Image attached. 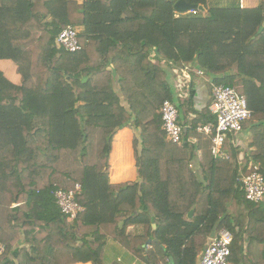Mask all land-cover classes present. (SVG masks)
Returning <instances> with one entry per match:
<instances>
[{
  "label": "trees",
  "instance_id": "trees-1",
  "mask_svg": "<svg viewBox=\"0 0 264 264\" xmlns=\"http://www.w3.org/2000/svg\"><path fill=\"white\" fill-rule=\"evenodd\" d=\"M175 1L0 0V59L19 75L0 70V264H196L222 228L232 264H264V201L245 198L237 159L214 158L195 120L168 141L159 115L165 99L182 101L168 69L195 66L234 88L261 115L252 154L264 177V0H183L205 8L186 13ZM67 25L80 28L78 51L55 44ZM196 117L214 125L209 105ZM123 127L135 130L139 182L109 180ZM193 138L209 148L201 176ZM76 184L82 210L67 221L55 192Z\"/></svg>",
  "mask_w": 264,
  "mask_h": 264
},
{
  "label": "built area",
  "instance_id": "built-area-1",
  "mask_svg": "<svg viewBox=\"0 0 264 264\" xmlns=\"http://www.w3.org/2000/svg\"><path fill=\"white\" fill-rule=\"evenodd\" d=\"M189 12L195 11L191 10ZM78 33L77 28L67 25L56 36V46L69 52L80 50ZM197 72L203 74L200 69ZM188 87L189 76L185 75L175 82L179 97L188 95ZM184 88L185 91H183ZM211 95L209 110L214 116V125H201L197 127V130L211 136V153L214 158H228L229 154L224 149L225 141L230 133L242 129L243 123L250 117V110L247 107L245 98L230 86L212 83ZM159 115L162 128L166 133V139L172 143H181L184 129L178 120L177 105L173 101L165 99L159 108ZM241 182L245 198L248 201H264V177L258 163L250 164L247 172L241 173ZM79 190L80 184H76L74 189H58L55 192L56 202L67 221H74L82 210V206L76 200ZM210 238V243L205 246L196 264H232L230 261L232 233L228 229L222 228Z\"/></svg>",
  "mask_w": 264,
  "mask_h": 264
},
{
  "label": "crops",
  "instance_id": "crops-1",
  "mask_svg": "<svg viewBox=\"0 0 264 264\" xmlns=\"http://www.w3.org/2000/svg\"><path fill=\"white\" fill-rule=\"evenodd\" d=\"M71 1H74L77 4H81L83 2V0H71ZM237 1L239 2L240 6L243 8L256 7L259 3L258 0H241V1L237 0ZM210 2L213 4L217 3L218 5L225 4L224 0H210ZM75 28H77L78 31H80V28L78 27ZM175 69L176 68L168 69V79L174 88L175 95L178 96L177 89L175 88V82L183 78L185 75L189 76V87L187 88L188 95L182 97L178 96V98L182 99V101L180 100V102L179 101L176 102L179 105L177 106L179 112V117H178L179 123L183 126V129L186 131V127H189L194 120H195L194 122L198 123L197 127L201 126V123L198 121L196 115H200L202 110L210 104L212 98L211 95L212 83L210 78H208L206 75L199 74L197 72L198 68H196L195 66L194 67L191 66L188 68H179L177 70ZM0 70L13 83H17L19 81V75L16 72V66L11 60L0 59ZM172 70L177 72L176 76L175 74L173 75ZM114 90L117 94H119V96H121L118 83L116 81L114 82ZM183 91H185V88L183 89ZM182 93L183 92L181 91V94ZM188 98H190L191 103L184 102ZM260 121H261V115L251 114L250 118H248V120L244 123L242 129L238 132L230 133L225 141L224 149L228 154L234 156L237 159L236 169L239 174L246 173L250 164L255 162L259 163L255 159L252 153L256 149L255 141L253 138V129ZM134 133L135 130L133 128L123 127L120 128L114 136L111 153L109 156V165H110L109 180L111 183H122V182L134 183L140 181V178L137 173V169L135 167V160L132 149V137ZM191 141L195 146L196 139L193 138ZM206 141L208 142L207 139ZM261 143L262 145H264V139L261 141ZM194 146L190 150L192 152L190 165L201 176L206 167L205 163H203V159L204 161L208 162L210 158L209 150H208L209 148H208V144L205 143L202 152L201 149H198L196 148V146L195 147ZM202 157L203 159H201ZM139 228L140 227L138 226L132 225L128 228V230L131 233H136L138 232ZM76 264H91V263L87 262V263H76Z\"/></svg>",
  "mask_w": 264,
  "mask_h": 264
},
{
  "label": "water",
  "instance_id": "water-1",
  "mask_svg": "<svg viewBox=\"0 0 264 264\" xmlns=\"http://www.w3.org/2000/svg\"><path fill=\"white\" fill-rule=\"evenodd\" d=\"M173 7H174V10L176 12H178V13H186V12H189V11L194 10L196 8L199 9L200 11H202V12L205 11V8L202 5L190 4V3H187V2H185L183 0L175 1L174 4H173ZM263 28H264V21L262 22V25L259 27L258 33H260L263 30ZM192 213H193V211L191 210L189 212L188 216L191 217ZM210 241H211V238L209 237L208 240H207V244L210 243ZM150 242H151V240H147V244H149Z\"/></svg>",
  "mask_w": 264,
  "mask_h": 264
},
{
  "label": "rangeland",
  "instance_id": "rangeland-1",
  "mask_svg": "<svg viewBox=\"0 0 264 264\" xmlns=\"http://www.w3.org/2000/svg\"><path fill=\"white\" fill-rule=\"evenodd\" d=\"M172 73H173V75L175 74V76H176V73H177V72L172 70ZM176 79H177V78H176ZM126 144H127V142H126ZM122 146H123V143H122ZM124 149H125V146H124ZM238 257H239V255H238Z\"/></svg>",
  "mask_w": 264,
  "mask_h": 264
}]
</instances>
